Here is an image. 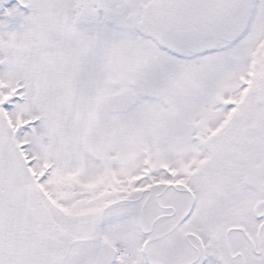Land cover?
Returning a JSON list of instances; mask_svg holds the SVG:
<instances>
[{"label":"snow or ice","instance_id":"1","mask_svg":"<svg viewBox=\"0 0 264 264\" xmlns=\"http://www.w3.org/2000/svg\"><path fill=\"white\" fill-rule=\"evenodd\" d=\"M0 264H264V0H0Z\"/></svg>","mask_w":264,"mask_h":264}]
</instances>
